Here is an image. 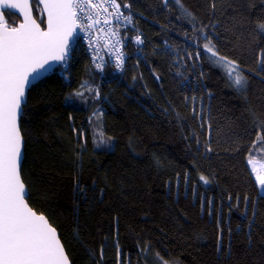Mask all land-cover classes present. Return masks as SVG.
I'll return each mask as SVG.
<instances>
[{"label": "trees", "instance_id": "1", "mask_svg": "<svg viewBox=\"0 0 264 264\" xmlns=\"http://www.w3.org/2000/svg\"><path fill=\"white\" fill-rule=\"evenodd\" d=\"M116 2L146 39L124 47L122 70L108 57L96 69L76 40L28 92L29 206L72 264H264V195L248 164L264 135V0Z\"/></svg>", "mask_w": 264, "mask_h": 264}, {"label": "snow or ice", "instance_id": "2", "mask_svg": "<svg viewBox=\"0 0 264 264\" xmlns=\"http://www.w3.org/2000/svg\"><path fill=\"white\" fill-rule=\"evenodd\" d=\"M108 2L114 9L120 7L116 0ZM0 4L23 13L18 24L15 21L10 23L0 13V264H70L57 229L26 202L28 193L18 167L22 137L17 118L22 111L26 85L52 69L51 62L66 61L69 40H75L78 35L74 33L79 27L77 21L81 20L79 13H83L86 7L94 9L102 4H91V0H34L37 11L43 5L46 18L33 17L29 0L22 3L0 0ZM123 7L130 5L124 4ZM85 18L91 21L87 25L89 28L99 23L91 15ZM259 27L264 30V24ZM204 38L209 41L204 45L205 52L218 56L213 51L215 45L211 44V38L207 35ZM200 55L199 51L195 53L197 59ZM213 62L228 69L226 74L234 86L243 89L246 82L239 73L234 75L232 66L235 62L225 57ZM257 140L264 146V135L258 132ZM256 146L257 141H253V147ZM252 170L256 171L255 168ZM255 179L264 186V174L258 172ZM157 264H166L159 254Z\"/></svg>", "mask_w": 264, "mask_h": 264}, {"label": "built area", "instance_id": "3", "mask_svg": "<svg viewBox=\"0 0 264 264\" xmlns=\"http://www.w3.org/2000/svg\"><path fill=\"white\" fill-rule=\"evenodd\" d=\"M91 4H102V7L93 9L89 6L83 13H79L81 20L77 21L79 27L76 40H80L85 45L96 69L103 70L108 64L101 58L108 57L113 68L119 72L124 67L126 58L124 47L130 44L140 50L145 45L146 39L135 29L132 19L125 18L130 16L121 10L114 9L108 0H91ZM88 15L98 19L99 23L93 24L91 28L87 27L91 23L85 18ZM105 20L108 22L105 23ZM133 33L135 35H132Z\"/></svg>", "mask_w": 264, "mask_h": 264}, {"label": "water", "instance_id": "4", "mask_svg": "<svg viewBox=\"0 0 264 264\" xmlns=\"http://www.w3.org/2000/svg\"><path fill=\"white\" fill-rule=\"evenodd\" d=\"M33 1H34V0H29V3H30V5L32 6V15H33V17L35 18V16H34V9H33ZM10 2L22 3L23 0H10ZM39 7H40V9H41V11H42L43 17L46 18V13L43 12V5H40ZM6 12H9V13H15V15H17V16L19 17V19H20L19 22H21L22 19H23V13L20 12L19 9H8V8H5L3 4H0V13L3 14V16H4L5 19H6V16H5V13H6ZM19 22H18V23H19ZM76 33H77V29H76V32L74 33V35H76ZM76 37H77V35H76ZM75 41H76V39H75V40H72V39L69 40L70 47L75 43ZM69 50H70V49H69ZM68 54H69V52H68ZM68 54H67V56H68ZM67 56H66V59H67ZM51 63L53 64L52 69H50L47 73H45V74H44L42 77H40L38 80L33 81L30 85H26V88H25V96H24V98H23V103H22V111L18 114V118H17V123H18V127L20 128V130H21V118H22V115H23V110H24V107H25V105L27 104V100H28V92L30 91V89H31L33 86H35V85H37L38 83H40V82H41L42 80H44L49 74H51L52 72H54L55 70H57L60 66H62V65L65 63V61H64V62H51ZM21 137H22V145H21V153H22V155H21V159H20V161H19V165H18V167H19V171H20V174H21V170H22V165H23L24 157H25V156H24L25 141H24V138H23L22 132H21ZM21 178H22V174H21ZM22 182L24 183L23 179H22ZM24 185H25V183H24ZM25 189H26V192L28 193V196H29L28 188H27L26 185H25ZM28 196H27V198H26V202H27ZM27 203H28V202H27ZM45 217H46V216H45ZM48 221H49V220H48ZM51 226H52V225H51ZM57 234H58V237H59V239H60V236H59L58 231H57ZM60 241H61V240H60ZM61 243H62V242H61ZM62 245H63V244H62ZM63 247H64V246H63ZM64 249H65V248H64ZM65 251H66V250H65ZM66 254H67V253H66ZM67 256H68V255H67ZM68 258H69V257H68ZM69 260H70V259H69ZM70 264H72L71 261H70Z\"/></svg>", "mask_w": 264, "mask_h": 264}, {"label": "rangeland", "instance_id": "5", "mask_svg": "<svg viewBox=\"0 0 264 264\" xmlns=\"http://www.w3.org/2000/svg\"><path fill=\"white\" fill-rule=\"evenodd\" d=\"M42 16H43V14H42ZM20 21V20H19ZM18 21V22H19ZM17 22V23H18ZM210 54V53H209ZM210 57L212 58V60L214 61V60H216V59H218L219 57L218 56H216V57H214V56H212L211 54H210ZM217 65V64H216ZM220 67V66H219ZM232 67H234L235 68V72H234V75L236 74V73H239L240 75H241V70H240V68L236 65V64H234ZM222 68V67H221ZM225 72H227L228 71V69H224V68H222ZM243 75V74H242ZM241 75V76H242ZM260 145V144H259ZM258 144H257V146L259 147H254L253 149H252V153L250 154V157H249V160H248V164H249V167H250V169H251V171H252V174H253V176H254V178L256 177V175H257V173L259 172V173H261V174H264V157L262 156V151H264V147H262V146H259ZM253 168H255L256 169V171H253L252 169ZM256 180V179H255ZM258 184V183H257ZM258 186H259V189H260V193H261V195H264V190H262V187H264V186H260L259 184H258ZM150 254H148V253H146V256L148 257ZM147 264H157V257L156 258H154V259H151L150 257H148V263ZM166 264H172V263H168V262H166Z\"/></svg>", "mask_w": 264, "mask_h": 264}, {"label": "flooded vegetation", "instance_id": "6", "mask_svg": "<svg viewBox=\"0 0 264 264\" xmlns=\"http://www.w3.org/2000/svg\"><path fill=\"white\" fill-rule=\"evenodd\" d=\"M18 24V23H17Z\"/></svg>", "mask_w": 264, "mask_h": 264}]
</instances>
